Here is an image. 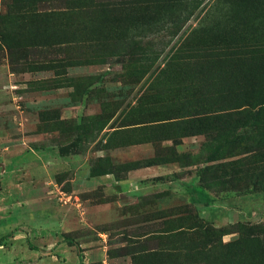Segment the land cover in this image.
Masks as SVG:
<instances>
[{"label":"rangeland","instance_id":"obj_1","mask_svg":"<svg viewBox=\"0 0 264 264\" xmlns=\"http://www.w3.org/2000/svg\"><path fill=\"white\" fill-rule=\"evenodd\" d=\"M253 98L264 0H0V264H264Z\"/></svg>","mask_w":264,"mask_h":264},{"label":"trees","instance_id":"obj_2","mask_svg":"<svg viewBox=\"0 0 264 264\" xmlns=\"http://www.w3.org/2000/svg\"><path fill=\"white\" fill-rule=\"evenodd\" d=\"M248 50L251 51V50H253V48L252 49H248ZM195 51L197 53H201L203 55V57H205V56L208 55V52L205 51V50H202V49H197ZM195 51L194 50H191V53H194ZM261 100L262 99L253 98V99L249 100L248 103L245 104L243 107L255 109V112L252 115L255 116V117L260 116L264 112V102L261 101ZM238 108H240V107H237L235 109H238ZM244 112H246V111H244ZM4 241H5V238L4 239H0V245ZM80 264H85L84 261H83V259L80 260Z\"/></svg>","mask_w":264,"mask_h":264}]
</instances>
